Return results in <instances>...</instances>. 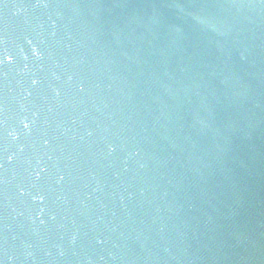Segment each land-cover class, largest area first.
<instances>
[{
	"label": "water",
	"instance_id": "water-1",
	"mask_svg": "<svg viewBox=\"0 0 264 264\" xmlns=\"http://www.w3.org/2000/svg\"><path fill=\"white\" fill-rule=\"evenodd\" d=\"M0 264H264V0H0Z\"/></svg>",
	"mask_w": 264,
	"mask_h": 264
}]
</instances>
